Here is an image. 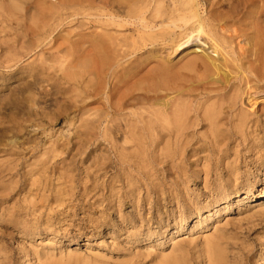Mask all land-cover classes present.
Listing matches in <instances>:
<instances>
[{
	"label": "rangeland",
	"instance_id": "1",
	"mask_svg": "<svg viewBox=\"0 0 264 264\" xmlns=\"http://www.w3.org/2000/svg\"><path fill=\"white\" fill-rule=\"evenodd\" d=\"M24 1L0 0V53L10 49L25 51L34 43L44 11L42 8L46 3H57L58 0ZM29 10L32 14L28 17ZM79 11L86 15L65 21L63 35L71 28H74L72 33L94 30V25L88 27L91 10ZM138 43L127 44L130 46L125 47L124 56L122 54L115 60V65L119 64L118 71L120 68L123 75L124 72L130 73L124 78L125 82L128 78L130 80L122 90H131L133 85L136 87V91L132 89L136 96L132 91L133 95L128 92L132 97L125 98L124 112L116 115V119L134 120L140 115L147 116L143 109L149 106H141L145 92H140L137 86L140 83L145 87L146 83L157 81L155 67L159 61L151 58L148 50L153 52L158 46L141 40ZM175 57L178 58L175 55L173 59ZM34 58L26 57L25 64L30 60L31 67L37 66L39 62ZM55 58L62 62V66L55 63L56 60L54 62ZM44 59L55 64L53 69L56 71L51 68V71L32 73L37 77L42 75L38 77L41 84L34 86L37 98L33 109L30 107V112L22 117L17 110L11 113L13 108L0 107V128H11L7 131L9 135L0 132V264H161L173 260L178 264H208V249L222 251L224 264H264V92L253 95L257 100L255 103L248 104L246 97H242L240 108L246 113H255V116H251L252 125L250 122L240 132L234 131V142L228 145L230 159L225 160V163H231L229 171L217 156L206 151H198L197 157L188 151L189 159L184 163L175 159V164L164 161L158 165L149 138L141 137L138 144L136 139L119 134L111 140L102 133L92 137L80 130L79 134L78 119L85 115L76 116L73 104L80 105L78 101L84 94L74 88L70 79L72 69L69 70L67 65L71 57L64 54ZM178 61L185 60L182 57ZM121 64L125 66L121 68ZM145 72L151 75L142 77ZM106 73L109 84L112 82L111 72ZM6 80L0 82V97L7 100L18 82L13 78ZM74 96H78V100ZM102 100L89 107L101 109ZM255 118L258 122L253 124ZM103 126L104 123L100 130ZM204 131L199 129V133ZM198 137L199 134L191 142H196ZM201 144L197 142L195 146ZM122 148L126 151L123 152ZM47 151L51 152L48 154ZM44 152L46 155L43 156ZM174 165L180 169L173 168Z\"/></svg>",
	"mask_w": 264,
	"mask_h": 264
},
{
	"label": "bare ground",
	"instance_id": "2",
	"mask_svg": "<svg viewBox=\"0 0 264 264\" xmlns=\"http://www.w3.org/2000/svg\"><path fill=\"white\" fill-rule=\"evenodd\" d=\"M14 2L13 4H15ZM46 2L48 1L46 0ZM24 3H26V0ZM53 3L50 4L48 2L46 3V7L42 8L44 11L42 13L41 24L35 33L34 43L29 44L25 51L10 49L9 51L4 50V53H0L1 80L13 78L18 82V85L11 90L10 99L6 100L1 98L2 96L0 97V107L7 108V110L13 108L14 110L12 109L11 113L17 110L16 112L22 117L28 114L30 112L28 109L30 110V107L34 106L33 103L37 98L34 86L38 83V77L42 76L40 74L37 77L35 74L32 75V73L37 72L39 74L51 68H56L55 64L48 63L44 58L64 56L65 54L71 57L67 67L70 68L69 70L72 69L70 79L74 83V88H79L81 95L82 93L84 94L83 97L81 96L80 101H78L80 105L73 104L75 107L73 109L77 112L76 116L85 115L84 118L79 117L78 119L80 120L78 121V123L80 122L78 125L79 134L80 130H82L81 132H87L86 135L89 134L92 137H94V134L102 133L103 136H108L110 140L113 139L114 135L119 134L125 138L136 139L138 144L142 141L141 137L149 138L152 147L155 149V159L158 165L164 161L170 162V164H175L177 160L184 163L187 161L188 151H191L192 156H196L198 151H206L217 156L221 163H225V160L230 156L228 155L229 142H234V131L240 132L243 127L248 126L252 121L251 116H255V113H246L240 108L239 104L242 102V97H246L249 104V102L257 101L253 95L264 92V0H58L57 3ZM13 8L16 10V7ZM82 9L91 10V13L88 15L91 18L89 19L90 22L88 21V27L94 25V30L72 33L71 31L74 28H71L69 33L66 32L67 34L63 35V23L71 18L75 19V16L86 15L83 12L80 13L79 10ZM17 11L19 10L17 9ZM29 11L28 17L32 10ZM34 20H37V18ZM139 40L147 44L149 43V45L154 47L158 46L156 49L148 46L156 50H153V52H149L150 50H148V53L152 55L149 56L159 61L156 64L157 67H155L157 81L146 83L145 87H142L144 85L141 86L140 83H135L138 84L139 88L137 86V89L141 90L140 92H145V99L142 100L144 103L141 102L143 103L141 106H149V108L144 107L143 109L147 116L140 115L139 118H135L134 120L130 118L116 119V115L123 114L124 112V107L127 103L125 98L127 99L128 95L130 96L136 91L134 90L136 87L133 88L135 86L133 85L131 90H122L125 83L130 80V78H128V81L125 79V82L124 78L129 77L130 73L125 74L124 72L123 75L120 68L119 72L117 70L119 64L116 66L115 60L117 57L122 56L126 46H130L127 44L131 42L135 45ZM133 45L131 47H134ZM189 46L196 48V50L189 49ZM183 50L189 51L184 52ZM45 55H48V57H44ZM175 55L178 58L175 57L173 59ZM185 55L187 59L184 58ZM30 56H35V61L39 62L37 66L31 67L30 60L28 64H25V58ZM182 57L185 61L179 62L178 60ZM53 60L54 62L56 60L55 63H61L62 66L61 61H57L58 59L56 58ZM23 63L24 65H22ZM124 64L126 65V63ZM124 64H121V68L125 66ZM60 67L59 69L57 67L58 71H60ZM20 70L27 72H17ZM106 71L111 72L110 76L112 80L110 81L112 82H109V84L106 80ZM6 72L10 73L5 74ZM149 74L142 77L150 76L151 74ZM56 82L58 83V81ZM60 83L62 82L60 81ZM40 86L38 85V87ZM56 86L59 87L58 84ZM66 89L70 90L68 87ZM75 89L74 92H77ZM79 92L77 94H80ZM150 93L152 94L150 95ZM77 97L74 96L76 100H78ZM74 98L72 99L74 100ZM101 99H103V107L101 109L89 107V105L100 102L99 100ZM134 102L136 101L134 100ZM251 111L253 110L251 109ZM257 122L258 120L255 118L253 124ZM70 123L68 122L69 125ZM103 123L104 126L100 130V126ZM18 124L20 125V123ZM250 128L252 130V127ZM10 129L1 127L0 132L7 133ZM199 129H205V131L199 133ZM198 134L200 137L196 139V142L192 143L191 140H194ZM88 136L86 137L89 138ZM197 142H201L202 144L196 147ZM9 143L12 142L10 141ZM61 146L64 147L63 145ZM124 149L122 148L123 152L126 151ZM54 151L53 149L52 152ZM42 155H46L45 152ZM100 161H102V158ZM225 166L229 171L231 163L226 162ZM173 168L180 169L177 165H174ZM86 245L88 244L86 243ZM206 254L208 264H224V256L221 255L222 251L208 249ZM161 264L178 263L173 260L172 263L167 261Z\"/></svg>",
	"mask_w": 264,
	"mask_h": 264
}]
</instances>
